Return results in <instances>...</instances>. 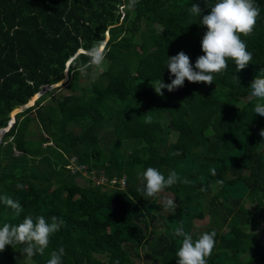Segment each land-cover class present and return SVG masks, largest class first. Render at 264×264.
<instances>
[{
    "label": "trees",
    "instance_id": "16d2710c",
    "mask_svg": "<svg viewBox=\"0 0 264 264\" xmlns=\"http://www.w3.org/2000/svg\"><path fill=\"white\" fill-rule=\"evenodd\" d=\"M213 2L138 0L129 10L128 0H0V130L11 113L59 84L17 113L0 142V196L23 209L16 215L0 202V226L28 215L63 221L45 254L30 263L47 264L51 251L63 248L62 264H136L147 247L152 264H176L182 238L174 230L183 226L193 239L215 230L207 264H264V117L254 112L264 101L249 99L253 80L264 75V0H255L260 15L253 33L241 37L253 57L245 69L237 72L228 60L213 84L186 80L163 96L135 87L159 79L170 84L167 59L180 52L194 68L207 31L200 18ZM194 4L200 18L190 11ZM106 33L108 63L86 82L92 72L80 70L86 50L105 42ZM72 156L105 184L76 183L81 174L66 169ZM148 167L165 177L177 172L179 182L163 190L175 208L144 195L140 174ZM256 213L261 236L250 231ZM206 217V229L196 231L195 222ZM27 262L19 245L0 252V264Z\"/></svg>",
    "mask_w": 264,
    "mask_h": 264
},
{
    "label": "clouds",
    "instance_id": "9594fccd",
    "mask_svg": "<svg viewBox=\"0 0 264 264\" xmlns=\"http://www.w3.org/2000/svg\"><path fill=\"white\" fill-rule=\"evenodd\" d=\"M138 0H128L126 7L134 10ZM193 15L201 17V9L194 4L190 7ZM260 15V9L255 4V0H214L210 5V12L200 18V24L207 31L201 42L203 55L198 57L195 63V70L190 62V58L180 52L174 57H168L167 68L172 79L170 84H165L162 79L150 81L158 96H163V89L172 92L182 87L187 80L190 83L213 84L216 74L228 68V60L234 61L236 71L246 68L252 61V53L247 50L246 43L241 39L242 36H250L255 28L257 17ZM106 36L109 38V34ZM88 57L87 63L81 65V72L86 74L89 67H102L106 55V45L103 41H97L91 48L86 50ZM264 72V70H262ZM249 99L264 101V75L256 77L249 89ZM254 112L264 117V103L257 102ZM146 122L151 123V117H147ZM260 136L264 137V130H261ZM211 174L216 175L215 168H212ZM144 183L142 189L144 195L148 198H155L166 187H171L179 182L180 178L176 171L169 172L167 177L158 169L148 167L140 174ZM186 183V181H184ZM217 184L222 181H216ZM16 188L22 189V184H17ZM206 189L201 188V191ZM0 202L11 208L16 215L23 212L19 201L8 196H0ZM165 210L175 208L172 199L165 200ZM63 221L53 216L51 223L47 222L44 216H38L33 219L31 215L25 216L18 225L8 223L0 226V252H3L7 246L12 248L21 246L23 258L31 262L36 255H44L48 249L50 237L60 228ZM176 237L182 238L180 246L176 252V264H207L215 247V230L205 232L193 239L192 235L185 232L183 226L174 230ZM64 249L53 250L47 264H62Z\"/></svg>",
    "mask_w": 264,
    "mask_h": 264
},
{
    "label": "rangeland",
    "instance_id": "374dc122",
    "mask_svg": "<svg viewBox=\"0 0 264 264\" xmlns=\"http://www.w3.org/2000/svg\"><path fill=\"white\" fill-rule=\"evenodd\" d=\"M138 36H140V35H138ZM107 42H108V37L106 36L105 42H104L105 45L107 44ZM107 63L108 62L105 60L103 62L102 67H95V66L90 67L91 68V71H92L90 73V77L87 78V79H85L84 81H86V82L91 81L97 74H100L102 72V70L105 68V65ZM66 76H67V70L64 72V80L61 83H65L66 81H68V79H67ZM135 87L139 91L140 90H154V88L151 86V83L150 82H137L135 84ZM61 93H63L64 95H67L68 94V91L65 88H61ZM55 97H57V94H53L52 96L49 97V99L50 98L51 99H54ZM128 106H129V103H126L125 107H128ZM102 110L105 111L104 110V106H102ZM17 113H19V112H16L13 116H12V113H11L10 118L12 119V117H14V119H15V116H16ZM162 123H163V125H167L168 122L164 118L162 120ZM31 129H32V132H34V136L32 138L33 140L31 141V145L33 147H35L36 144H37V140H34V139L36 138L35 135L37 134V129L38 128L36 127V125H33V126H31ZM69 129L72 130L75 133L78 132V129L74 125H70L69 126ZM108 140L109 139L106 136L102 137V143H104V142L106 143ZM31 149H32V147H31ZM263 151H264V149H263ZM75 178H76L75 179L76 183H78L79 185H83V186L92 185L93 186L94 183L95 184H99L97 181H94V179H91V184H90L89 182L86 181L87 180V177L84 176V174H81V176H76ZM156 199H157V202L158 203L165 204L164 203L165 200H167V199H172L173 200V195L171 193H169V192L162 191L161 193H159L157 195ZM250 208L251 209H254V205H250ZM258 218H259V216L256 213L255 219H254V221L250 225V231L256 232L259 236H261L262 234H261V231H260V224L258 223ZM208 222H209V217H206L202 221H196L195 222V225H194L195 226V230L196 231H203V230H205L206 229V226L208 225ZM148 251H149V248H147V247L145 249H143V250L142 249H139V257L136 259V264H152L153 259H152L151 256H149ZM27 264H33V263L27 262Z\"/></svg>",
    "mask_w": 264,
    "mask_h": 264
},
{
    "label": "built area",
    "instance_id": "2783aa9c",
    "mask_svg": "<svg viewBox=\"0 0 264 264\" xmlns=\"http://www.w3.org/2000/svg\"><path fill=\"white\" fill-rule=\"evenodd\" d=\"M51 143H47V145H50ZM46 145V144H45ZM43 145V146H45ZM66 169H68L70 171L71 174H75V173H80V174H84V176L87 177V179H94V181H97L99 184L96 185H102L105 184L106 180L104 179V177H98L96 176V173L94 171L90 172V175L87 174V170L86 167L84 165H79L77 163V158L75 156H72L69 159V164L66 166ZM116 181H110V184H114ZM120 183V187L123 188L125 186V179H121Z\"/></svg>",
    "mask_w": 264,
    "mask_h": 264
},
{
    "label": "water",
    "instance_id": "95a60500",
    "mask_svg": "<svg viewBox=\"0 0 264 264\" xmlns=\"http://www.w3.org/2000/svg\"><path fill=\"white\" fill-rule=\"evenodd\" d=\"M108 35V34H107ZM80 52H82L81 50H79ZM66 67L68 68L69 67V63H67ZM67 79H68V76H66ZM59 84L57 85H53L49 88H46L42 91H40L38 94H36V99L33 101V103H30L31 102V99L29 100V102L27 104H25L24 106H22L21 108L17 109L18 112H23L25 111L26 109L32 107L34 104H35V101L45 92L49 91L50 89H53L54 87H58ZM34 96V97H35ZM33 98V97H32ZM15 121L14 117H12V119L10 120L9 124H8V127L6 129H3V130H0V142H1V138L3 136V134L8 130V128L13 124V122Z\"/></svg>",
    "mask_w": 264,
    "mask_h": 264
}]
</instances>
